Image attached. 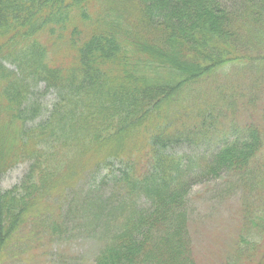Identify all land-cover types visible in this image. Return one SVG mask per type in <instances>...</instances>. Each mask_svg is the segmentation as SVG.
Listing matches in <instances>:
<instances>
[{"label": "trees", "instance_id": "1", "mask_svg": "<svg viewBox=\"0 0 264 264\" xmlns=\"http://www.w3.org/2000/svg\"><path fill=\"white\" fill-rule=\"evenodd\" d=\"M79 2L0 0V264L75 234L99 244L87 264H199L197 174L257 194L242 235H260L264 0ZM70 48L77 60L59 65ZM181 143L209 152L200 166ZM240 243L220 264L255 260L259 241Z\"/></svg>", "mask_w": 264, "mask_h": 264}, {"label": "rangeland", "instance_id": "2", "mask_svg": "<svg viewBox=\"0 0 264 264\" xmlns=\"http://www.w3.org/2000/svg\"><path fill=\"white\" fill-rule=\"evenodd\" d=\"M86 1L80 0L77 4L85 5ZM66 34L69 35V31ZM75 59L77 60L76 50L73 48L63 49L57 55L59 65H70ZM52 99L53 95L48 96L43 101L46 102ZM138 147L140 150L142 149L140 145ZM173 152L181 154L186 160H192L198 166L201 165L200 159L203 154L209 153L203 146L197 148L188 143H181L180 146L173 149ZM141 153V156H145L144 152ZM28 166V164H20L7 172L1 182V188L10 190L20 183L27 173ZM200 171L203 172V170L195 168V172L200 173ZM188 178V208L193 213L194 254L199 264H220L224 261L228 252H235L238 249V245L248 247L249 243L246 245L240 243V240H243L244 243L248 242V238L259 241L261 248L254 252V255L256 254L255 260L248 261L247 264H264V226L260 235L257 231H253V238H243L242 235L249 232V224L247 226L246 222L249 219L247 218L249 214H246L248 213L246 207L255 209L258 206L257 194L250 193L248 195L245 189L241 190L240 188L234 190V187H239L238 180L234 176L204 178L202 174H197ZM107 191H109L108 188H106L104 195L109 194ZM102 197L106 198L105 196ZM108 197H111V195ZM261 205L264 209V204ZM255 235L258 236L255 237ZM45 244L44 248L39 249V251L31 247L28 250V257L25 256L24 264L93 263L99 250V244L96 241L88 240L80 234H75L74 238L71 239L68 236L66 242L55 241L50 247L48 240L45 241ZM244 247L239 249L249 253L244 250ZM251 247V251L248 249L250 254L253 252L255 245L252 244Z\"/></svg>", "mask_w": 264, "mask_h": 264}]
</instances>
